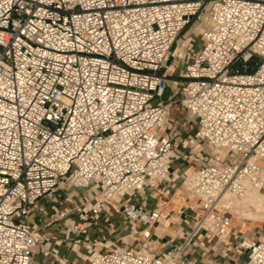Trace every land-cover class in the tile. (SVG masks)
<instances>
[{"label":"built area","instance_id":"built-area-1","mask_svg":"<svg viewBox=\"0 0 264 264\" xmlns=\"http://www.w3.org/2000/svg\"><path fill=\"white\" fill-rule=\"evenodd\" d=\"M203 25L199 45L191 35L175 47ZM178 106L196 127L190 145L237 156L183 181L201 223L226 239L227 196L264 191V0H0V264H39V247L68 264L29 221L49 199V226L64 220L75 244L114 208L132 239H150L160 213L146 197L176 187L175 137L164 130ZM192 238L161 256L107 246L83 264H188ZM240 247L264 264V241Z\"/></svg>","mask_w":264,"mask_h":264},{"label":"crops","instance_id":"crops-1","mask_svg":"<svg viewBox=\"0 0 264 264\" xmlns=\"http://www.w3.org/2000/svg\"><path fill=\"white\" fill-rule=\"evenodd\" d=\"M204 28L205 25L201 30L192 31L191 35H196L198 38ZM183 69V65L177 66L176 73L171 74V78L179 79V74ZM178 116V109H171L168 124L164 130L166 134L175 137L172 173L177 174L176 187L172 190L171 185H163L162 187L166 189L157 198L154 199L150 195L146 197V210L160 213V221L151 229L152 237L142 239L138 236L132 239L130 225L124 222L122 214L114 208L110 216L100 219L95 226L89 229L88 239L85 235H81L79 237L81 243L75 244V237L67 233L64 220L49 226L50 219L46 224L47 212L52 211L54 205L53 199L41 201L33 210L30 222L40 223L35 224L40 226L39 228L45 233L51 247L59 251V259L68 264H83L85 260L89 261L90 252L94 250L104 251L108 244L109 246H124L122 244L131 242L161 256L180 247L190 236H193L184 251L188 264H248L247 251L240 247V242L243 237L264 241V213L261 217L246 218L238 209L233 208L230 214L232 234L226 239L217 237V229L211 223H201L203 212L198 201L191 198L185 189L183 184L185 176L189 171L213 163V160L215 162L235 160L237 156L225 153L217 155L213 150L207 152V143L203 140L190 145L189 141L193 138L196 127L193 123L179 120ZM78 193L81 194L80 191ZM56 196L63 197L64 192L59 190ZM78 221L79 219L74 216L68 219L67 223L73 224ZM49 227L51 228L48 229ZM122 238H124L123 241ZM57 242L59 245H56ZM42 252L43 248L39 247L36 253L37 262L51 264L53 258H44Z\"/></svg>","mask_w":264,"mask_h":264},{"label":"rangeland","instance_id":"rangeland-1","mask_svg":"<svg viewBox=\"0 0 264 264\" xmlns=\"http://www.w3.org/2000/svg\"><path fill=\"white\" fill-rule=\"evenodd\" d=\"M194 32V31H198L197 29H195V28H192L191 29V27H188L183 33H182V35L180 36V38L178 39V41H177V43H176V45H175V47H177V46H181V43L183 42V40L185 39V38H187V37H189V36H191V32ZM192 38H194L195 39V44H196V46L197 45H199V43H200V41H201V39H199V38H196V35L195 36H191ZM257 62H258V59H254V60H252L249 64H248V66H249V71L251 72V71H253L256 67H257ZM242 63H239V64H237L236 65V68H241L242 67ZM169 90H167L166 91V94H165V96H164V98L162 99V100H164V101H167V99H168V96H169ZM161 99H156L153 103H154V105H156L158 102H160V101H162ZM172 109H178V111H179V116H178V118H179V120H183V121H185L186 123H193V121H191L190 119H189V117H188V115L182 110V108L181 107H177V108H175V107H173ZM177 118V119H178ZM192 136H194V135H192ZM206 149H207V152H212V148L209 146V145H206ZM255 193H263V192H259V191H254ZM251 193L250 195H252V194H255V193ZM250 195L249 196H247L246 198H244V200L243 201H241V202H238L237 200V198H235V197H232L231 198V201H233V203H234V207H236V208H240V207H243L244 205H246V203L248 202V199H249V197H250ZM236 202V203H235ZM52 213H53V211H51V210H49V212H47V215L46 216H48V220L46 221V224H47V222H49V220L51 219V216L50 215H52ZM262 213H264V207L259 211V212H257V213H253V214H251V215H249L248 217H261L262 216ZM69 219L71 218V216H69L68 217ZM29 221H31V217H29ZM51 221V220H50ZM35 223H37V222H35ZM34 223V224H35ZM54 223H56V222H54ZM53 223V224H54ZM38 225L40 224V223H37ZM37 225V226H38ZM38 227H40V226H38ZM51 227H49L48 229H50ZM140 238H142V237H140ZM122 239H124V238H122ZM143 239V238H142ZM132 246H137V244H135V243H133V242H131L130 243ZM122 245H125V244H122Z\"/></svg>","mask_w":264,"mask_h":264},{"label":"bare ground","instance_id":"bare-ground-1","mask_svg":"<svg viewBox=\"0 0 264 264\" xmlns=\"http://www.w3.org/2000/svg\"><path fill=\"white\" fill-rule=\"evenodd\" d=\"M213 163H215V160L212 161ZM176 172V171H175ZM193 171H189V173L191 175H193L192 173ZM174 173V172H173ZM187 173V172H186ZM177 174H175V177H176ZM168 190V188H167ZM254 191L250 192L247 196H249L251 193H253ZM255 193V192H254ZM246 196V197H247ZM245 197V198H246ZM190 199V198H189ZM227 199H228V202L231 204V206L234 208V209H238L239 212L242 214L243 217H248L249 215L253 214V213H257L259 212L263 207H264V192L263 193H255V194H252L250 195L249 199H248V202L246 203V205H244L243 207H234V203L233 201H231V197L227 196ZM243 199H238L237 201L238 202H241L243 201ZM236 203V202H235ZM252 218V217H251ZM124 239H122L123 241ZM109 246V244H108ZM76 248V247H75ZM91 259V257H90ZM89 259V261H90ZM88 262V261H87Z\"/></svg>","mask_w":264,"mask_h":264}]
</instances>
